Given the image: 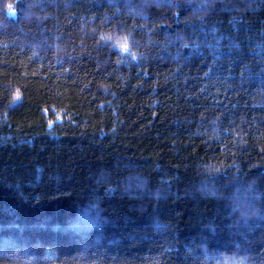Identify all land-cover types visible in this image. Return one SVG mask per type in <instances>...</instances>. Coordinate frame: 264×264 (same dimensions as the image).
Masks as SVG:
<instances>
[{
  "label": "trees",
  "instance_id": "16d2710c",
  "mask_svg": "<svg viewBox=\"0 0 264 264\" xmlns=\"http://www.w3.org/2000/svg\"><path fill=\"white\" fill-rule=\"evenodd\" d=\"M0 264H264V0H0Z\"/></svg>",
  "mask_w": 264,
  "mask_h": 264
},
{
  "label": "snow or ice",
  "instance_id": "6c2138e0",
  "mask_svg": "<svg viewBox=\"0 0 264 264\" xmlns=\"http://www.w3.org/2000/svg\"><path fill=\"white\" fill-rule=\"evenodd\" d=\"M8 9H9V15L16 14L15 7L13 5H8Z\"/></svg>",
  "mask_w": 264,
  "mask_h": 264
},
{
  "label": "rangeland",
  "instance_id": "374dc122",
  "mask_svg": "<svg viewBox=\"0 0 264 264\" xmlns=\"http://www.w3.org/2000/svg\"><path fill=\"white\" fill-rule=\"evenodd\" d=\"M83 225H84V227H87L89 225V223H87V219L86 218L84 219V224Z\"/></svg>",
  "mask_w": 264,
  "mask_h": 264
}]
</instances>
